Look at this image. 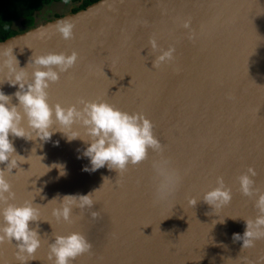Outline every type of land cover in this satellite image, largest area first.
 Listing matches in <instances>:
<instances>
[{
  "label": "water",
  "instance_id": "obj_1",
  "mask_svg": "<svg viewBox=\"0 0 264 264\" xmlns=\"http://www.w3.org/2000/svg\"><path fill=\"white\" fill-rule=\"evenodd\" d=\"M189 18L186 29L181 25ZM64 21L73 25L72 39L58 31ZM153 36L163 49L175 46L174 61L153 67L159 54L150 48ZM6 48L21 68L41 54L76 51V65L48 89L49 103L67 106L84 97L143 113L164 147L118 174L107 165L92 171L83 155L88 145L69 141L58 125L46 141L10 134L26 158L6 174L12 202L33 201L39 209L40 221L30 226L38 225L42 242L27 264H51L49 242L72 231L93 245L72 264H264V239L250 248L234 239L256 215L237 176L252 166L264 191V0H96L0 41V53ZM32 70L29 63V76ZM6 78L0 67V91L16 104L19 85ZM161 155L182 180L157 200L153 161ZM218 176L232 199L212 209L202 198ZM89 193L95 203L83 212L74 208L71 223L52 216L63 196ZM91 211L100 216L93 220ZM14 243L0 244V264H20Z\"/></svg>",
  "mask_w": 264,
  "mask_h": 264
},
{
  "label": "clouds",
  "instance_id": "obj_2",
  "mask_svg": "<svg viewBox=\"0 0 264 264\" xmlns=\"http://www.w3.org/2000/svg\"><path fill=\"white\" fill-rule=\"evenodd\" d=\"M190 24L189 18L181 26L189 29ZM58 31L65 40L74 36L73 25L68 21L62 22ZM188 38L195 39V33L190 31ZM149 44L153 52L159 53L155 55L153 67L158 68L161 64L175 60L174 45L163 49L154 36L150 37ZM0 56L3 57L0 59V67L7 70L5 80L11 85H19L14 93L18 101L16 104L12 103V96L0 91V164H6V168L0 169V217L3 219L0 223V244L15 241L16 259L20 264H27V261L35 259L34 254L42 242L38 225L35 228L30 226L40 221L39 209L33 201L22 204L12 202L15 200V192L6 174H11L12 169L18 167L17 162H25L26 158L16 153L9 139L10 134L29 140L39 137L46 141L55 132L52 131L54 125H58L57 130L63 132L69 141L81 139L88 145L83 155L90 158L92 171L107 165L118 174L126 171L129 165L135 166L148 159L150 150L162 154L164 147L154 134L153 123L143 113H129L105 101L87 100L84 97L77 98L75 103L67 106L49 103L48 89L59 82L62 73L76 65V51L49 52L32 57L29 62L33 65L30 76L26 72L29 63L26 68L19 67L13 49L6 48ZM52 167L61 166L54 164ZM153 170L155 197L157 200L166 199L175 192L182 177L170 160L162 155L153 161ZM61 174H64L63 169ZM256 175L255 169L249 166L237 176L239 191L253 198L256 210L255 217L245 220L246 230L243 235H234V239L243 241V248L254 247L257 240L264 239V191L256 187ZM92 194L63 196L60 206L52 209V216L57 221L71 223L74 208L81 212L92 208L95 203ZM231 199V188L222 176L216 178V185L206 191L202 198L212 209L228 205ZM188 202L194 207L198 201L192 197ZM90 214L93 220L100 216L97 211H91ZM92 247L91 241L82 232L55 234L48 244V260L51 264H72L78 256L90 252Z\"/></svg>",
  "mask_w": 264,
  "mask_h": 264
},
{
  "label": "trees",
  "instance_id": "obj_3",
  "mask_svg": "<svg viewBox=\"0 0 264 264\" xmlns=\"http://www.w3.org/2000/svg\"><path fill=\"white\" fill-rule=\"evenodd\" d=\"M63 0H0V41L21 33L38 23L40 13L47 7ZM71 12L84 8L96 0H71ZM64 15V14H63ZM62 16L55 13L50 19Z\"/></svg>",
  "mask_w": 264,
  "mask_h": 264
},
{
  "label": "rangeland",
  "instance_id": "obj_4",
  "mask_svg": "<svg viewBox=\"0 0 264 264\" xmlns=\"http://www.w3.org/2000/svg\"><path fill=\"white\" fill-rule=\"evenodd\" d=\"M71 5H74V3L71 0H63L59 3L53 4L52 6H47L41 13L39 18L42 21H46L49 18L53 17L55 13L58 14H66L68 12H71ZM69 10V11H68Z\"/></svg>",
  "mask_w": 264,
  "mask_h": 264
},
{
  "label": "flooded vegetation",
  "instance_id": "obj_5",
  "mask_svg": "<svg viewBox=\"0 0 264 264\" xmlns=\"http://www.w3.org/2000/svg\"><path fill=\"white\" fill-rule=\"evenodd\" d=\"M56 3H59V2H56ZM56 3H53V4H56ZM53 4H52V5H53ZM52 5H50V6H52ZM73 6H74V5H71V9L73 8ZM68 11H69V10H68ZM70 11H71V10H70Z\"/></svg>",
  "mask_w": 264,
  "mask_h": 264
}]
</instances>
